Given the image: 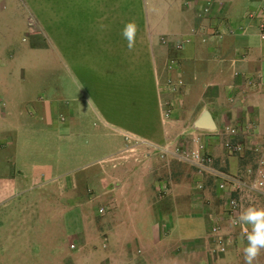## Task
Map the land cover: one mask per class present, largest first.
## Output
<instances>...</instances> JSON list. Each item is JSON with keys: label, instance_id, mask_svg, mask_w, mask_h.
<instances>
[{"label": "rangeland", "instance_id": "1", "mask_svg": "<svg viewBox=\"0 0 264 264\" xmlns=\"http://www.w3.org/2000/svg\"><path fill=\"white\" fill-rule=\"evenodd\" d=\"M153 2L131 0L129 8L117 6L114 12L128 14L141 33L161 19L160 8ZM42 3L0 0V264H63L64 257L76 264L74 260H79L82 252L85 257L94 252L121 264L149 256L148 264H244L247 243L235 237L225 254L213 253L210 222L199 218L202 213L193 211L188 199L175 197L178 211L173 209L167 219L161 212L159 220L152 213L154 204L147 206L138 200L139 194L117 192L112 205L107 194L101 195L108 191L109 177L123 172L122 167L112 169L113 163L107 161L111 151L106 145L120 146L123 140L107 130L98 117L73 118L77 101L84 97L74 79V8ZM59 11L64 16L57 18ZM104 25L121 32L125 23ZM165 34L161 27L156 30L157 36ZM79 114L83 116V109ZM150 156L148 160L156 157ZM174 162L184 169L188 180H173L170 191L162 184L155 186L147 174H155L153 169L158 166L164 168L166 177L169 170L166 163L162 162L161 167L150 160V169L143 170L145 177L140 184L145 199L164 200L176 189L183 194L197 189L193 170ZM72 179L75 189L65 190ZM125 196L131 201L124 202L121 198ZM215 202L212 200V208L220 207L216 211L219 213L222 204ZM253 205H264V200ZM73 226L75 230L82 226L84 240L89 230H99L104 238L85 240L83 247L79 235L67 233ZM157 227L169 230L161 242L155 241ZM228 232V228L223 230L225 236L233 235ZM200 234L202 238L194 240L191 248L179 256V252L174 253L180 240L191 241ZM17 237L20 240L16 242ZM257 264H264V250Z\"/></svg>", "mask_w": 264, "mask_h": 264}, {"label": "crops", "instance_id": "2", "mask_svg": "<svg viewBox=\"0 0 264 264\" xmlns=\"http://www.w3.org/2000/svg\"><path fill=\"white\" fill-rule=\"evenodd\" d=\"M150 2L160 8L161 19L147 31L137 32L136 44L131 51L121 35L122 31L113 32L110 30L113 27L104 25L132 21L128 14L114 12L117 6L129 8L131 0H43L42 5L74 8L72 19L77 24L73 37L74 79L80 84L84 97L77 101V112L73 115L72 111L73 118L83 120L90 115L98 117L107 130L118 134L123 140L120 146L106 145V150L111 151L107 161L113 163L112 169L122 167L123 172L122 175L116 173L109 177L108 191L101 195L107 194L112 205L115 203L113 195L117 192L123 195L126 192L139 194L138 200L141 199L147 206L154 204L152 213L159 220H162L161 212L163 219H167L173 209L178 211L175 197L188 199L190 208L202 213L199 218H204L211 225L212 217L220 209L214 206V212L212 200L216 201L215 205L222 204L221 210L224 209L221 194L216 192L213 183L208 184L209 179L206 178L203 191L194 187L183 194L181 189H176L174 193H168L172 194L168 199H145L140 184L145 177L143 170L150 169V160L160 166L162 162L166 163L169 170L166 177L163 175L164 168L158 166L153 169L155 174H147L146 177L155 186L162 184L170 191L173 180L183 182L188 177L174 160L161 161L157 157L148 160L151 156L146 148L129 144L124 136L163 146L167 143L179 144L183 136L199 135L218 170L234 176L243 175L245 168L254 164V155L245 152L239 156H229L222 148L225 137L219 136L218 132L225 126H231L238 130V142L264 145V41L258 37L259 18L256 16L264 8V0ZM204 7H209V12L201 15ZM63 16L59 11L56 17ZM262 19L264 21V16ZM159 27L165 30V35H156ZM162 38L167 41L166 44L161 42ZM186 38L190 39V43L176 50L175 44ZM59 47H62L60 42ZM171 61L175 66L169 71ZM168 81H171V86ZM80 109H83V116L79 114ZM204 111L210 114L215 125L214 131L194 130V122ZM100 148H105V145ZM139 166L140 173H137ZM192 176L196 184L198 177L195 174ZM180 177L184 178L181 180ZM98 181L103 182L102 179ZM206 183L208 186H205ZM75 187L74 179L65 184V190L68 191ZM121 199L124 202L131 201L126 196ZM263 200L264 192L254 194L246 207ZM153 201L155 203H151ZM221 225L223 230L228 228L229 234H235L228 221H223ZM70 229L67 233L79 235L83 247L86 246L85 240L95 241L94 238L98 236L104 238L99 230H89L84 240L82 226L77 230L75 226ZM168 231H160L157 227L155 241L161 242ZM202 236L200 234L191 241L183 238L174 253L179 252L177 256L181 255L192 247L194 240L199 241ZM133 237L139 238L136 233ZM18 239L15 238L16 242ZM236 241L241 243L239 238ZM83 253L79 260H74L76 264H121L118 260L105 259L94 252H90L88 257ZM149 259L150 256L146 260L135 257L131 262L148 264ZM63 262L70 264V259L64 257Z\"/></svg>", "mask_w": 264, "mask_h": 264}, {"label": "built area", "instance_id": "3", "mask_svg": "<svg viewBox=\"0 0 264 264\" xmlns=\"http://www.w3.org/2000/svg\"><path fill=\"white\" fill-rule=\"evenodd\" d=\"M209 12V7L201 10V15ZM250 18L252 15H249ZM259 18L257 23L258 37L264 41V8L256 15ZM220 36V35H218ZM161 42L166 44L167 41L162 38ZM190 39L186 38L183 42L175 44L176 50H181L185 44H189ZM175 63L170 62L168 70L174 69ZM171 86V81H168ZM219 136H224L222 148L229 156H239L245 152L254 155L255 160L252 166L245 168L243 175L234 176L215 167L214 158L208 151L207 146L199 135L183 136L179 144L167 143L163 146H154L143 140L124 136L126 142L136 147L143 146L151 155L154 154L159 160H174L189 166L194 174L198 177L196 190L203 191L204 180L210 179L216 192L220 193L221 200L224 202V209L212 217V223L209 226L210 243L213 246L215 255H223L227 248L233 243L235 238H239L242 242L247 243L244 238L245 227L243 224L234 222L237 215L246 208L251 202L254 194H263L264 192V145H244L236 140L238 130L231 126L223 127L219 132ZM133 147V146H132ZM147 154V153H146ZM228 221L235 234H223V226L221 223Z\"/></svg>", "mask_w": 264, "mask_h": 264}, {"label": "clouds", "instance_id": "4", "mask_svg": "<svg viewBox=\"0 0 264 264\" xmlns=\"http://www.w3.org/2000/svg\"><path fill=\"white\" fill-rule=\"evenodd\" d=\"M138 25L135 21H129L124 25L121 35L127 41L129 51L136 44ZM234 222L249 226L243 233L247 241L243 249L244 264H257L262 250H264V207L254 205L243 209L235 218Z\"/></svg>", "mask_w": 264, "mask_h": 264}, {"label": "water", "instance_id": "5", "mask_svg": "<svg viewBox=\"0 0 264 264\" xmlns=\"http://www.w3.org/2000/svg\"><path fill=\"white\" fill-rule=\"evenodd\" d=\"M194 130L214 131L215 125L210 114L204 111L193 124Z\"/></svg>", "mask_w": 264, "mask_h": 264}, {"label": "trees", "instance_id": "6", "mask_svg": "<svg viewBox=\"0 0 264 264\" xmlns=\"http://www.w3.org/2000/svg\"><path fill=\"white\" fill-rule=\"evenodd\" d=\"M207 183H208V184H209V183H212V181L209 179V181H208ZM207 183L205 184V186H208Z\"/></svg>", "mask_w": 264, "mask_h": 264}]
</instances>
